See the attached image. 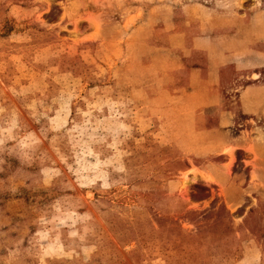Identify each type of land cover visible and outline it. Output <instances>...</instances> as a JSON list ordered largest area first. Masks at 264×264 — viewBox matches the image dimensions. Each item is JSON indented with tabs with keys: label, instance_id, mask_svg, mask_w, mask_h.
<instances>
[{
	"label": "rangeland",
	"instance_id": "374dc122",
	"mask_svg": "<svg viewBox=\"0 0 264 264\" xmlns=\"http://www.w3.org/2000/svg\"><path fill=\"white\" fill-rule=\"evenodd\" d=\"M0 264H264V0H0Z\"/></svg>",
	"mask_w": 264,
	"mask_h": 264
}]
</instances>
